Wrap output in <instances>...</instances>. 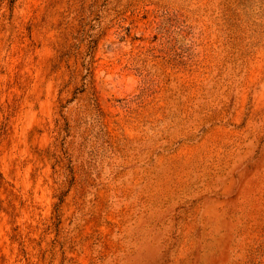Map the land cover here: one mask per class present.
I'll list each match as a JSON object with an SVG mask.
<instances>
[{"label":"rangeland","instance_id":"obj_1","mask_svg":"<svg viewBox=\"0 0 264 264\" xmlns=\"http://www.w3.org/2000/svg\"><path fill=\"white\" fill-rule=\"evenodd\" d=\"M0 264H264V0H0Z\"/></svg>","mask_w":264,"mask_h":264}]
</instances>
